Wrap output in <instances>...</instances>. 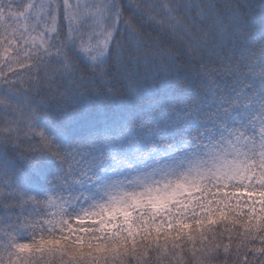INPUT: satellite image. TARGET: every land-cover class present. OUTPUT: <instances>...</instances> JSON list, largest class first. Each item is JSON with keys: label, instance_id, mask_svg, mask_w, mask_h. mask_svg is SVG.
<instances>
[{"label": "snow or ice", "instance_id": "obj_1", "mask_svg": "<svg viewBox=\"0 0 264 264\" xmlns=\"http://www.w3.org/2000/svg\"><path fill=\"white\" fill-rule=\"evenodd\" d=\"M0 264H264V0H0Z\"/></svg>", "mask_w": 264, "mask_h": 264}]
</instances>
